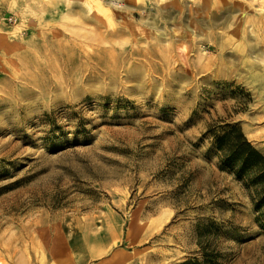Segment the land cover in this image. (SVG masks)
Masks as SVG:
<instances>
[{"label":"rangeland","instance_id":"obj_1","mask_svg":"<svg viewBox=\"0 0 264 264\" xmlns=\"http://www.w3.org/2000/svg\"><path fill=\"white\" fill-rule=\"evenodd\" d=\"M53 1L0 0V264H264L207 134L264 154V0Z\"/></svg>","mask_w":264,"mask_h":264},{"label":"trees","instance_id":"obj_2","mask_svg":"<svg viewBox=\"0 0 264 264\" xmlns=\"http://www.w3.org/2000/svg\"><path fill=\"white\" fill-rule=\"evenodd\" d=\"M218 151L220 168L231 172L244 182L250 192L257 222L264 228V154L248 139L238 124L212 123L207 130ZM221 252L202 248V256L186 259L176 264H218Z\"/></svg>","mask_w":264,"mask_h":264},{"label":"crops","instance_id":"obj_3","mask_svg":"<svg viewBox=\"0 0 264 264\" xmlns=\"http://www.w3.org/2000/svg\"><path fill=\"white\" fill-rule=\"evenodd\" d=\"M64 3H68V4H71V6H72V8L74 9L75 7H74V5L75 4H80L79 2V0H62ZM83 1V4H84V7H83V9L84 10H86V8H85V5H86V0H82ZM114 1H116V2H120V3H122V4H128V3H138V1H144V0H114ZM53 2H56V3H58V0H54ZM58 5H59V3H58ZM57 5V7H56V10H58V9H60V7ZM63 5V4H62ZM53 9H55V8H53Z\"/></svg>","mask_w":264,"mask_h":264},{"label":"bare ground","instance_id":"obj_4","mask_svg":"<svg viewBox=\"0 0 264 264\" xmlns=\"http://www.w3.org/2000/svg\"><path fill=\"white\" fill-rule=\"evenodd\" d=\"M120 3V2H119ZM177 30H179V28L177 29ZM180 32V31H179ZM184 35V34H183Z\"/></svg>","mask_w":264,"mask_h":264}]
</instances>
